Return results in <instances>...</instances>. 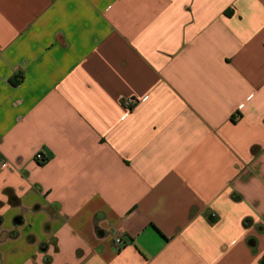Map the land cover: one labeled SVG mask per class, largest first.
<instances>
[{
	"label": "crops",
	"instance_id": "0c3cea01",
	"mask_svg": "<svg viewBox=\"0 0 264 264\" xmlns=\"http://www.w3.org/2000/svg\"><path fill=\"white\" fill-rule=\"evenodd\" d=\"M0 264H264V0H0Z\"/></svg>",
	"mask_w": 264,
	"mask_h": 264
},
{
	"label": "built area",
	"instance_id": "2783aa9c",
	"mask_svg": "<svg viewBox=\"0 0 264 264\" xmlns=\"http://www.w3.org/2000/svg\"><path fill=\"white\" fill-rule=\"evenodd\" d=\"M138 102H139L138 98H129V99H127V105L128 106L137 105ZM36 160H38V161L44 160L43 154H38L36 156ZM115 241H116V244H118V245L123 244V241H122L121 237H117Z\"/></svg>",
	"mask_w": 264,
	"mask_h": 264
}]
</instances>
